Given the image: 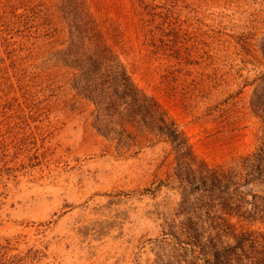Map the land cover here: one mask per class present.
Masks as SVG:
<instances>
[{
	"label": "rangeland",
	"instance_id": "1",
	"mask_svg": "<svg viewBox=\"0 0 264 264\" xmlns=\"http://www.w3.org/2000/svg\"><path fill=\"white\" fill-rule=\"evenodd\" d=\"M76 28L196 158L225 167L264 136L250 106L264 0H0V264H186L182 252L202 264L180 231L196 192L178 184L170 144L137 124L102 129L72 85Z\"/></svg>",
	"mask_w": 264,
	"mask_h": 264
},
{
	"label": "trees",
	"instance_id": "2",
	"mask_svg": "<svg viewBox=\"0 0 264 264\" xmlns=\"http://www.w3.org/2000/svg\"><path fill=\"white\" fill-rule=\"evenodd\" d=\"M69 32L76 33L70 38L69 51L78 62L72 85L91 99L95 118L102 117V129H109L110 122L122 130L123 123L137 124L170 144L177 182L195 190L198 200L194 223L180 229L183 235H191L193 256L202 264H264V226H260L264 225V136L253 150L237 155L228 166L207 165L196 158L167 111L132 82L120 63L104 62L109 50L105 44L83 42V28ZM88 42L94 43L89 53L81 49ZM256 78L250 106L264 122V71ZM230 216L233 222L228 221ZM176 258L193 264L186 252Z\"/></svg>",
	"mask_w": 264,
	"mask_h": 264
}]
</instances>
